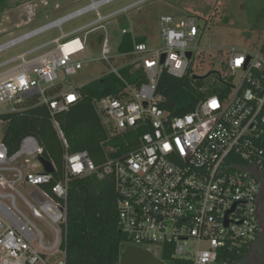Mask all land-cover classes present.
<instances>
[{
  "label": "built area",
  "instance_id": "built-area-1",
  "mask_svg": "<svg viewBox=\"0 0 264 264\" xmlns=\"http://www.w3.org/2000/svg\"><path fill=\"white\" fill-rule=\"evenodd\" d=\"M117 1L90 0L86 7L0 45L1 55L50 31L61 33L0 63V264H67L69 183L92 175L115 177L124 236L121 257L135 247L164 264H219L227 262V252L251 249L258 240L264 186V38L260 44L224 51L220 69L212 75L220 84L221 97L208 96L190 113L172 117L160 106L164 98L158 84L165 73L177 79L201 77L192 67L198 48L194 45L203 35L199 19L163 15L159 21L163 46L134 42L126 54L115 53L105 32L95 56L89 35L150 0L100 14L101 8ZM93 13L95 21L64 34L65 24ZM129 33L122 30V35ZM40 51L47 52L35 56ZM128 57L127 63L115 64L117 58ZM95 62L107 65L99 78L113 74L125 84L120 96L94 101L108 130L147 131L138 150L122 161H110L101 171L87 152L66 151L62 179L49 192L55 172L48 174L43 168L42 145L27 136L10 153L4 141L9 123L4 116L45 106L67 148L57 116L69 111L81 95L79 88L56 89ZM127 66L141 72L139 82L131 84L122 76ZM35 160L41 172L32 164ZM27 186L36 189L31 201L21 193ZM18 197L29 215L18 208ZM35 220L46 225L49 234Z\"/></svg>",
  "mask_w": 264,
  "mask_h": 264
},
{
  "label": "trees",
  "instance_id": "trees-1",
  "mask_svg": "<svg viewBox=\"0 0 264 264\" xmlns=\"http://www.w3.org/2000/svg\"><path fill=\"white\" fill-rule=\"evenodd\" d=\"M4 8H0V11ZM134 42H147L126 34L118 48L120 54L130 53ZM264 52V47H263ZM192 73V71L190 70ZM122 76L131 84L142 78L141 72H134L132 66L121 70ZM213 72L203 77L177 79L163 74L158 84V94L164 101L161 108L172 117L183 116L193 111L198 103L208 96L220 95L219 82L214 81ZM125 89L124 82L110 74L82 87L80 101L57 116L68 147L65 148L52 123L45 106H36L25 111L5 115L8 127L4 141L10 153L19 149L27 136L36 137L44 149L43 158L53 163L56 171L53 185L62 179L63 157L87 152L99 171L110 162L122 161L140 147V137L146 128L112 134L94 107V101L103 97H118ZM61 91V86L57 87ZM118 196L113 175L100 179L97 175L75 177L70 180L68 207L67 264H120L121 243L124 236L119 227L117 208ZM251 250L227 252L226 263L239 264Z\"/></svg>",
  "mask_w": 264,
  "mask_h": 264
},
{
  "label": "rangeland",
  "instance_id": "rangeland-1",
  "mask_svg": "<svg viewBox=\"0 0 264 264\" xmlns=\"http://www.w3.org/2000/svg\"><path fill=\"white\" fill-rule=\"evenodd\" d=\"M137 1L140 0H119L101 8L100 14L107 16ZM89 4L90 0H0V8L4 6L0 11V45ZM163 15H193L199 19L203 35L199 38V45H194L198 48L194 53L192 67L194 74L201 77L220 69L224 51L232 47L260 44L264 38V0H150L139 8L104 23V30L90 34L91 52L95 56L99 55L98 37L105 32L109 34L112 47L117 52L124 29L135 37L145 38L149 47L161 48L163 42L159 21ZM95 20L96 15L93 13L65 24L64 34ZM60 36L59 30H53L25 42L1 54L0 63ZM44 52L47 51H40L35 56ZM129 59L131 58H118L115 64L127 63ZM106 66L99 62L90 63L77 75L67 77L61 88L70 91L97 80L106 72ZM3 109L9 110L8 107ZM32 164L41 172L42 167L36 160ZM34 190L36 189L27 186L21 189V193L31 201ZM17 205L21 211L30 214L19 197ZM35 223L49 234L46 225L36 220ZM250 250L239 264H264V247L259 249V245H254Z\"/></svg>",
  "mask_w": 264,
  "mask_h": 264
},
{
  "label": "water",
  "instance_id": "water-1",
  "mask_svg": "<svg viewBox=\"0 0 264 264\" xmlns=\"http://www.w3.org/2000/svg\"><path fill=\"white\" fill-rule=\"evenodd\" d=\"M192 53H188V57L190 58ZM147 106V104H146ZM43 167L48 174H52L55 171V168L52 162L46 160L45 158L40 159ZM120 264H164L161 260L157 259L152 253L142 250L140 248L129 247L123 253Z\"/></svg>",
  "mask_w": 264,
  "mask_h": 264
},
{
  "label": "flooded vegetation",
  "instance_id": "flooded-vegetation-1",
  "mask_svg": "<svg viewBox=\"0 0 264 264\" xmlns=\"http://www.w3.org/2000/svg\"><path fill=\"white\" fill-rule=\"evenodd\" d=\"M264 186L262 189V193L260 195V199H259V219H260V224H261V230H260V234L258 237V240L256 241L255 245H259V249L261 246L264 247Z\"/></svg>",
  "mask_w": 264,
  "mask_h": 264
},
{
  "label": "crops",
  "instance_id": "crops-1",
  "mask_svg": "<svg viewBox=\"0 0 264 264\" xmlns=\"http://www.w3.org/2000/svg\"><path fill=\"white\" fill-rule=\"evenodd\" d=\"M58 6H56V8H57ZM132 34V33H131ZM133 35V34H132ZM124 35H122V37H123ZM134 36V35H133ZM135 37V36H134ZM136 38H138V37H136ZM102 39V37H98V40L100 41ZM121 40H122V38H121ZM121 43V42H120ZM120 45V44H119ZM118 48H119V46H118ZM115 53H117V54H119V52H118V49H117V52H115ZM118 59V58H117ZM116 59V60H117ZM99 79V78H98ZM57 132V131H56ZM59 137V136H58ZM63 143V142H62ZM64 145V144H63ZM66 148V147H65ZM53 164V163H52ZM54 166V165H53ZM44 168V167H43ZM54 168H55V166H54ZM56 169V168H55ZM55 172V171H54Z\"/></svg>",
  "mask_w": 264,
  "mask_h": 264
}]
</instances>
